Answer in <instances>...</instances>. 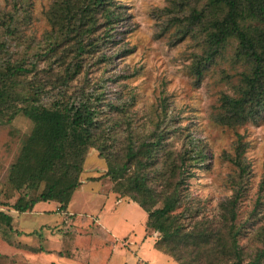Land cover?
<instances>
[{
	"label": "trees",
	"instance_id": "16d2710c",
	"mask_svg": "<svg viewBox=\"0 0 264 264\" xmlns=\"http://www.w3.org/2000/svg\"><path fill=\"white\" fill-rule=\"evenodd\" d=\"M20 1L0 17V125L21 114L31 122V129L6 169L0 237L16 248L41 252V248L11 240L17 232L5 210L22 214L38 202L54 201L58 211L65 213L81 183L85 156L94 149L105 160L104 175L113 183V192L144 210L145 231L156 235L154 246L158 250L177 264H189L188 256L194 252L193 263L200 264L201 247L216 235L221 257L227 255L229 264H240L243 250L238 240L244 224L236 222L237 204L248 187L249 174L242 135L234 131L233 154L228 157L236 174L231 198L223 204L225 232L197 231V225L186 230L182 220L200 212L197 200L187 191L186 171L189 161H203L202 150L190 142L173 159L166 148L168 132L158 130L157 125L135 138L138 134L130 125L123 128V119L113 117L123 116L128 103L107 102L102 84L90 86L84 73L91 61L107 65L121 49L113 46L123 17L121 6L116 0H54L45 15L48 30L32 46L20 29L30 18L29 0ZM184 3L186 15L176 17L180 23L176 31L180 37L200 42L201 53L193 54L190 65L197 83L204 70L224 56L232 41V58L242 67L233 93H220L213 122L230 129L259 122L264 118V0ZM21 7L25 9L19 16ZM7 40L17 46H6ZM102 41L112 46H99ZM113 49V54H107ZM81 75L82 83L74 86ZM120 134L126 139L123 144L119 143ZM260 191L245 224L261 219L264 186ZM14 194V201L9 202ZM256 236L261 247L251 258L252 264H259L264 257V225L257 228ZM219 259L215 257V264Z\"/></svg>",
	"mask_w": 264,
	"mask_h": 264
},
{
	"label": "rangeland",
	"instance_id": "374dc122",
	"mask_svg": "<svg viewBox=\"0 0 264 264\" xmlns=\"http://www.w3.org/2000/svg\"><path fill=\"white\" fill-rule=\"evenodd\" d=\"M15 1L17 5L21 3L20 0H0V17L13 7ZM53 1L29 0L30 18L20 26L23 38L30 40L29 45L35 46L48 30L45 15ZM184 2L116 0L123 17L115 31L116 45L113 46H121V49L107 65L91 61L84 73L90 86L102 84L107 102L114 105L123 101L128 103L123 116L114 114L113 117L123 119V128L130 125L138 134L135 138L157 125L158 130L168 132L166 148L173 159H177L190 142L202 150L203 161H189L191 165L186 171L189 173L186 176L187 191L197 200L200 209L198 216L182 220L186 230L197 225V231L225 232L223 204L231 198L232 180L236 174L228 157L233 154L234 131L242 135L249 174L248 187L237 204L236 222L244 224L238 240L243 250L240 264H252L251 258L261 247L256 231L264 225V209L260 213L261 219L254 224L253 221L244 222L261 192L260 186H264V118L236 129L213 122L211 117L220 93H233L242 67L232 58L235 48L232 41L224 56L204 70L197 83L190 65L193 54L201 53L200 42L190 36L180 37L181 33L176 31L180 24L176 17L186 15ZM23 9L25 7L19 8V16ZM6 46L17 45L7 40ZM99 46H112V43L102 41ZM114 52V49L108 50L107 54ZM83 75L73 83L74 86L82 83ZM30 129L31 122L21 114L0 125L1 200L6 199L3 195L6 169ZM123 136L120 134L119 143L126 142ZM106 168L105 160L97 151L89 149L79 176L81 183L66 208L68 215L63 216L54 201L36 203L33 211L15 217L18 229L34 230V233L22 234L19 240L61 250L62 253L71 252L74 262L71 256H64L61 264H177L154 246L153 238H148L156 235L145 231L144 237V210L129 198L113 192V183L104 175ZM16 196L14 194L9 202H13ZM42 209L50 211L40 213ZM63 217L67 223H62ZM43 224L47 227L55 224L62 234V242L42 239L47 234V228L41 227ZM215 236L201 247L200 264H215L216 256L220 258L219 264H229L230 257H221ZM12 250L0 241V264H10L4 255H11ZM25 256L26 260L21 259L20 264H48L45 256L50 255ZM194 256V252L188 256L189 264H194ZM259 264H264V257Z\"/></svg>",
	"mask_w": 264,
	"mask_h": 264
},
{
	"label": "crops",
	"instance_id": "0c3cea01",
	"mask_svg": "<svg viewBox=\"0 0 264 264\" xmlns=\"http://www.w3.org/2000/svg\"><path fill=\"white\" fill-rule=\"evenodd\" d=\"M3 209V208H2ZM34 209V206L32 208L31 211H33ZM5 210V209H3ZM6 213L8 215L11 216V227L13 229V231L17 232V233H14V235L11 237V240L12 241H15V242H19L20 244L22 245H26V246H30V247H35V248H41L42 251L41 252H38V253H32L30 251H27V250H24V249H19V248H16L12 245H9L7 242H5L1 237H0V241L3 242L5 245H7L8 247H10V249H13L12 250V254L11 255H4V258H6L7 260H9L10 264H20L21 263V259L22 261L23 260H26V256L25 255H40V254H47V255H50V256H45V258L47 259V263L48 264H61L62 263V260L64 259V256H71L70 259L74 262V258H73V255H71V252L69 253H62L61 250H56V249H52V248H49V247H43L41 245H30L28 243H23L19 240L20 236H22V234H29L30 233H34V230L33 229H28L27 232L21 230V229H18V227L15 226V217H17L18 215L20 214H17L15 211L9 209V210H5ZM31 211H28V212H31ZM50 210L48 209H42L40 211V213H48ZM27 213V212H25ZM23 214V213H22ZM63 216H67L68 214L62 212ZM71 219H69L70 221ZM62 223H67L66 220H64V217L62 219ZM145 223V221H144ZM44 225V224H43ZM41 225V227H44V228H47L46 230V235L42 238L44 239L45 241H56V242H62L61 239H62V234L58 231V227H55V224H52L51 226L48 225L47 226H43ZM144 237H145V228H144ZM148 238H153V242L155 241V238L154 237H148ZM11 251V250H10ZM19 257V258H17ZM29 257V256H27ZM72 262V263H73Z\"/></svg>",
	"mask_w": 264,
	"mask_h": 264
}]
</instances>
